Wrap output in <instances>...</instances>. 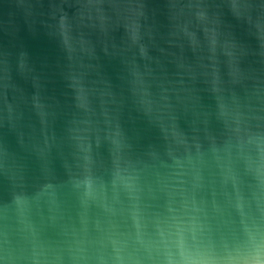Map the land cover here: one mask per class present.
<instances>
[{"label":"water","instance_id":"obj_1","mask_svg":"<svg viewBox=\"0 0 264 264\" xmlns=\"http://www.w3.org/2000/svg\"><path fill=\"white\" fill-rule=\"evenodd\" d=\"M0 264H264V0H0Z\"/></svg>","mask_w":264,"mask_h":264}]
</instances>
